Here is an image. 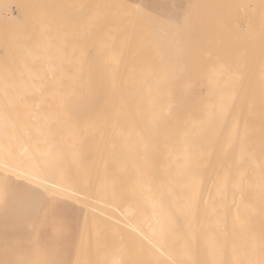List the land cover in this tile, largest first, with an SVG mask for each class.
<instances>
[{
  "label": "bare ground",
  "instance_id": "1",
  "mask_svg": "<svg viewBox=\"0 0 264 264\" xmlns=\"http://www.w3.org/2000/svg\"><path fill=\"white\" fill-rule=\"evenodd\" d=\"M62 1L0 0V154L38 168L76 210L69 240L42 237L41 248L94 264L118 227L130 261L259 260L262 0L137 3L173 22L188 17L182 53L144 37L121 7L130 1ZM237 123L243 152L232 143ZM0 211L9 229L3 213L14 209ZM20 222L30 243L22 257L43 258Z\"/></svg>",
  "mask_w": 264,
  "mask_h": 264
},
{
  "label": "snow or ice",
  "instance_id": "2",
  "mask_svg": "<svg viewBox=\"0 0 264 264\" xmlns=\"http://www.w3.org/2000/svg\"><path fill=\"white\" fill-rule=\"evenodd\" d=\"M121 7L130 10L134 22L138 25V30L156 47L166 45L179 50L181 53L183 52V39L187 31L188 17H185L183 23L180 20L173 22L167 17L144 9L137 3H130ZM261 7L264 9V0H262ZM262 20H264V15H262ZM89 23L91 24L93 21L90 19ZM262 38H264V30H262ZM261 84L262 107H264V67H262ZM253 107V103H249L250 112ZM262 120H264V111H262ZM3 131L7 134L6 129H3ZM237 138H239L241 151L243 152L246 135L239 136L238 123L232 138L233 146H235ZM10 159V153L0 154V207L13 208L22 222L31 225L32 233H34L31 241L32 245L38 254L42 253L43 255L41 259L21 260L17 261L16 264H65V262L55 257V253L51 249L41 248V238L46 234L50 233L58 241H65L71 236L72 225L64 200L60 197L56 186L51 185L46 178H43L38 168L18 167L11 164ZM240 179L242 183L244 177L242 176ZM228 180L229 177H224L223 183L225 186H227ZM260 188L261 195L264 197V166H262ZM63 191H66V189ZM84 240L85 237L82 233V244ZM87 240L90 247L92 242L90 235ZM123 241L124 236L119 228L113 229L111 242L106 244L104 248L105 257L94 262V264H164L160 260L141 259L130 261L125 259L126 248ZM258 247L259 260L249 259L240 261L238 264H264V236L261 237ZM156 250L160 251V249ZM112 254H116L118 258H110ZM161 255H163V252H161ZM89 264H93V262H89ZM166 264H183V262L169 257Z\"/></svg>",
  "mask_w": 264,
  "mask_h": 264
},
{
  "label": "rangeland",
  "instance_id": "3",
  "mask_svg": "<svg viewBox=\"0 0 264 264\" xmlns=\"http://www.w3.org/2000/svg\"><path fill=\"white\" fill-rule=\"evenodd\" d=\"M127 1L128 2L130 1V3H144L152 10L159 8L161 5L168 4V0H127ZM60 4L62 6H67V5L72 6L74 5V0H64L60 2ZM66 207L68 209L69 217L71 220L72 233L74 234L76 232V223H75L76 210L74 208L75 206L70 204V206L68 205ZM3 214H5L4 219L7 222H10V228L5 229L0 225V264H11L12 261H16V262L21 260L27 261L26 258L24 259L22 257L24 254H26V251L28 253L30 252V247H29L30 243L27 238L28 235L26 233V229L21 228L20 219L15 211H13L12 213L5 211ZM1 215L2 212L0 211V220H1ZM73 234H71V236ZM42 237L48 239L49 237H51V234L49 233ZM45 238L41 240L46 241ZM7 246L8 248H6ZM4 253H7L8 255L4 256ZM65 264H68V262H65Z\"/></svg>",
  "mask_w": 264,
  "mask_h": 264
}]
</instances>
